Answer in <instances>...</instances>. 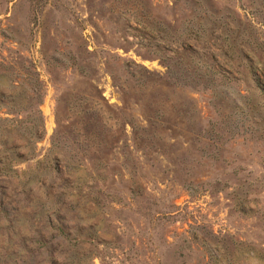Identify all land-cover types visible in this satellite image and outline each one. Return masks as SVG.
Wrapping results in <instances>:
<instances>
[{
	"label": "rangeland",
	"instance_id": "obj_1",
	"mask_svg": "<svg viewBox=\"0 0 264 264\" xmlns=\"http://www.w3.org/2000/svg\"><path fill=\"white\" fill-rule=\"evenodd\" d=\"M0 264H264V0H0Z\"/></svg>",
	"mask_w": 264,
	"mask_h": 264
}]
</instances>
